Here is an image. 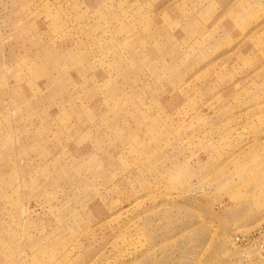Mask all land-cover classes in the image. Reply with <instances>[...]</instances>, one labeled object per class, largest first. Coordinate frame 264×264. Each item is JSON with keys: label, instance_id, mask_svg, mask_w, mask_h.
Segmentation results:
<instances>
[{"label": "rangeland", "instance_id": "rangeland-1", "mask_svg": "<svg viewBox=\"0 0 264 264\" xmlns=\"http://www.w3.org/2000/svg\"><path fill=\"white\" fill-rule=\"evenodd\" d=\"M0 264H264V0H0Z\"/></svg>", "mask_w": 264, "mask_h": 264}]
</instances>
